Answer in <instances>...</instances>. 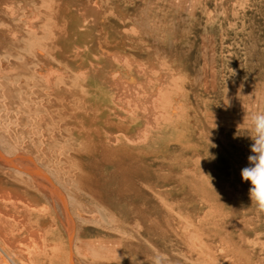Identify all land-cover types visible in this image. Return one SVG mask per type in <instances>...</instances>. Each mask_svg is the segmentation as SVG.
Wrapping results in <instances>:
<instances>
[{
  "label": "rangeland",
  "instance_id": "obj_1",
  "mask_svg": "<svg viewBox=\"0 0 264 264\" xmlns=\"http://www.w3.org/2000/svg\"><path fill=\"white\" fill-rule=\"evenodd\" d=\"M21 1L14 0L12 28L34 34L9 42L1 32L0 62L31 74L30 114L44 122L28 124L27 133L67 128L47 117L54 109L87 115V135L72 139L62 130L57 141L64 158L70 140L80 150L67 171L90 166L93 192L106 193L110 264H264V212L241 177L252 154L251 116L264 111V0H26L24 8ZM56 15L68 23L64 45L77 61L46 42ZM82 66L97 73L96 90L41 79L43 67L73 79ZM100 140L112 151L104 159L93 151ZM91 206L94 237L102 219Z\"/></svg>",
  "mask_w": 264,
  "mask_h": 264
},
{
  "label": "bare ground",
  "instance_id": "obj_2",
  "mask_svg": "<svg viewBox=\"0 0 264 264\" xmlns=\"http://www.w3.org/2000/svg\"><path fill=\"white\" fill-rule=\"evenodd\" d=\"M19 5H22L23 8L26 7L27 5L26 0L21 1L18 4V6ZM15 16L16 15H15L14 0H3V1L0 0V33L2 32V34L5 35V38H9L10 39L9 42L11 40H13L14 42L15 40L17 41L21 40L23 42L28 41V38L29 36H31L32 33L31 31H29V29H22L20 27L21 29L13 30L14 28H12V26L13 25L15 26V24L17 23V22L15 23L14 21V19L17 18ZM22 18L24 19V16H22ZM49 18L47 17V20ZM19 21H21L22 23V20L19 19ZM50 23L51 26L50 24L49 26L51 27V29L49 31V36L46 39L48 46L49 47L58 46L59 47L58 51L62 54L65 53L66 56L63 54L64 59L66 58L68 61L79 60V55L76 53V51H70L66 49L67 47H65L64 45L68 39L65 35L68 34L69 32V26L67 21H65L63 17L60 18V15L59 16L56 15L52 20L50 19ZM23 24H21V26ZM13 31L18 32V35H13L12 37H10L9 36L10 32L12 33ZM38 38L44 39L42 36ZM208 38L209 36L207 37V41L206 39L204 41L208 42L209 40H211V39L208 40ZM6 40L8 39H5V42ZM34 44L35 43H33V45ZM37 54L42 55L41 52H38ZM69 54H71V56H69ZM80 54H82V52ZM204 56L207 57L206 55ZM3 57H4L3 59L6 60V56ZM47 59L48 58H46V60ZM0 63H2L0 64V184L5 186V188H0V264H76V261H78L79 263V261L82 262L86 260L88 262L87 263L84 262V264H110L111 249L109 246V241H110L109 230L107 228L108 206L106 202V193L103 192L102 194H100L93 192L91 186L93 184L91 181L92 174H91L90 166L87 167L82 165L80 168L77 167V172L69 169L67 171L65 162H67V159L70 160L73 159V161H75V157L77 155L76 153H78V151L80 150L75 147L74 143H72L73 140H70L71 141L70 149H69L70 151L68 152L66 150L65 153L66 158H64L62 155L63 152L61 151L59 145L62 142L59 143L57 141V138L60 137V135L64 137L65 136L64 134H68L69 137H71L72 139H76L81 135H85V134L87 135L88 132L86 125L89 124L88 123L89 120L86 117L87 115L86 116L83 115V117H81L82 119L78 120L76 117V112L74 111L75 109L70 110L69 105L65 107L60 106L62 107V109L60 110H55L53 108L54 110L48 113V115L46 113H44V115H47V117L50 118L51 122L57 121V123H60L61 125L69 124L66 125L68 126L67 128H65V126L62 128L61 126L60 127L56 126L57 127L56 130V128L53 129L51 127V129L48 132L49 135L46 134L44 135L43 132L40 131L41 130L40 129L39 130L40 134L38 135V137H36L37 134L33 135L32 133L31 134L27 133L26 126L28 124L29 125L31 124L32 126L34 125V122L41 120L42 123V121L44 120L42 118L43 116H41L40 114H38L39 115L38 118L33 117V114L32 116L30 114L31 109L29 108V103L30 102L32 103V101L28 94L27 77L31 76V74L28 76V74H26L23 71L18 72L11 70L9 63L7 64H5V62H0ZM11 67L16 68L13 65ZM45 68L43 67V69H41L42 71L41 79L46 77L50 82L51 80L58 79L59 83L61 84L62 83L71 84L70 81H73L74 84L72 85L75 88V91H77L79 87L78 84L80 81L81 83H86V85H88V89L89 87H91L90 84H92L91 88H94L96 90L93 81L95 80L94 76L97 73H95L94 70L89 66L87 67L82 66L81 68H79L77 73L73 72L74 73L73 79L69 78V76H72L70 74H68V76L66 75L67 77H62L61 75H59V73H56L59 76L58 78V76L54 73L55 71L53 73L57 77L53 79L54 77L52 75L54 74H52V72L48 71L47 73H43ZM20 70H22V68ZM43 75L45 76L43 77ZM32 77H34V75ZM30 82L36 83L33 81ZM48 84L49 87L52 88L51 84L50 83ZM126 84L128 83L126 82ZM94 89L89 90L88 93L90 94V96L92 95V93L94 94L95 92ZM127 90H130V88L128 87ZM105 98H108V95H105ZM123 102L125 103L126 101ZM85 105L87 108V106L92 105V103L91 104L86 103ZM94 109H96V107ZM102 114H103V110L100 111V109L97 108L94 113V115L96 116L95 121L101 123L102 119L100 118V116ZM139 115L143 116V114H138L136 120L142 118ZM90 129L89 131H91ZM62 130L65 131V133L63 132L64 134L61 133ZM98 132L100 134V131ZM100 141L102 142V140ZM105 141L104 143L103 142L98 143L97 150L95 149L96 147L92 145L94 147V150L93 149L92 150L99 151L98 153H100V156L103 159L107 158L106 157L107 154L112 152L109 150V148H107L109 147L108 146L109 144H107L106 146ZM81 148L83 149L84 147L82 146ZM112 157L110 155L109 158ZM95 160H93L94 162L92 163H97L95 162ZM102 162H104V160H102ZM110 162L112 163V161ZM81 163L83 164V162ZM105 165H107V163ZM91 203L92 204L96 203L97 206H99L101 210V219H102L99 223V227L97 229L95 228L96 236L94 237L89 235L90 228L88 226L91 215V212L89 211V209L92 207ZM109 216L111 215L109 214ZM63 228L65 229L64 231L66 232L65 238L62 232Z\"/></svg>",
  "mask_w": 264,
  "mask_h": 264
},
{
  "label": "clouds",
  "instance_id": "obj_3",
  "mask_svg": "<svg viewBox=\"0 0 264 264\" xmlns=\"http://www.w3.org/2000/svg\"><path fill=\"white\" fill-rule=\"evenodd\" d=\"M251 155L241 171L242 180L250 182L249 198L259 212H264V111L251 116Z\"/></svg>",
  "mask_w": 264,
  "mask_h": 264
}]
</instances>
